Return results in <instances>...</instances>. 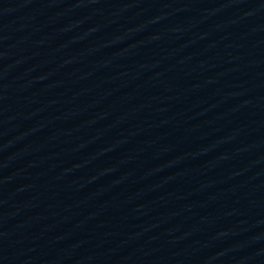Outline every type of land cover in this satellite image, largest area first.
Wrapping results in <instances>:
<instances>
[{"label":"water","instance_id":"water-1","mask_svg":"<svg viewBox=\"0 0 264 264\" xmlns=\"http://www.w3.org/2000/svg\"><path fill=\"white\" fill-rule=\"evenodd\" d=\"M223 87L220 264H264V0H218Z\"/></svg>","mask_w":264,"mask_h":264}]
</instances>
